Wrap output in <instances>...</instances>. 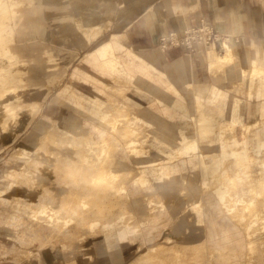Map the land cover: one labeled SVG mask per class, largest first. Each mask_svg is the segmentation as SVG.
Wrapping results in <instances>:
<instances>
[{"label": "crops", "instance_id": "crops-1", "mask_svg": "<svg viewBox=\"0 0 264 264\" xmlns=\"http://www.w3.org/2000/svg\"><path fill=\"white\" fill-rule=\"evenodd\" d=\"M48 1L52 3L59 2L56 7L61 10L72 8L69 0H33V2H35L34 4L39 6L40 10L41 34L38 30L32 33L27 31V38L21 40L17 39L15 50L18 49L20 54L35 63L33 65V72L28 78L31 82L29 87L33 89L34 92H30V90L27 91V88H25V90L20 93V104L12 108L15 112L9 110L11 107L8 108L7 111V107L13 104L12 97L8 98V101H4V104L1 106V109H3L5 113H10L12 115L14 113L21 114V116H8L6 119H23L18 125H16L15 121L10 120L5 130H2L0 127V154L2 152L8 153V151H11L12 147L14 148L17 146L19 141L25 139L20 145L22 144V146L26 148L25 150L30 152V160H34L36 163L34 161L32 162L40 169L39 175H30L27 177L31 185V190H35L36 188L35 191H37L40 188V192L37 195V199L40 203H35V201L31 202L32 206L37 207V213H29L28 216H31L32 219L27 220L32 223L31 228H33V232H30L31 234L25 235L22 238L16 239L15 244H21L22 242L26 243V241L32 243L36 238L40 239L43 245L50 241H56L57 239H62L64 241L72 236L70 230L73 228L82 229L83 232L79 237L83 236V234L92 236L95 233H100L102 226H104L106 229V233L103 234L104 237L100 236L91 239L89 245L86 244V246H88L86 247L87 249H82L79 242L74 243L71 248L69 247L68 249H64L63 245L59 242L44 249L42 251V257L45 264H124L127 259H125L121 247L117 246L113 251L106 247L107 237L115 235L114 225L118 222H129L133 219V222L139 226L147 225L154 222L158 216L162 215L164 217L167 216L166 219L168 222L178 217L185 219L187 224L185 228L191 229L192 233L196 234V239H189L192 233L186 234L184 239L175 241L173 243L174 246L187 248L194 244H199V246L208 247V226H206L208 220L207 209L202 206L198 209H193L186 205L183 206V200L193 199V196L189 194L192 193L194 180L198 177V175L193 173V168L191 166L193 159L192 152L193 150L195 151V147L189 149V156L177 158L172 161L169 166L163 167V170L154 168L157 166L154 160L148 163L143 160V163L151 165H146L144 167L148 169L146 175H138V177H136L133 174L136 170V164L130 156V147L128 143H121L119 149L115 148L116 146L112 147L111 139L107 140L105 138L103 141L110 142L109 147L90 144H49L41 140V143L36 144L35 137L48 135V131L52 130L48 127L50 123L46 119L53 118L52 115L54 113H56L58 119H62L63 116H71L70 112L64 108L54 110V107H50L52 105L51 99L62 87L64 80L66 81V79L69 78V74L73 71L78 61L81 60L84 55L95 52L108 41L118 44L121 51H125V54L130 51L135 57H138L156 72L163 75L169 83L177 88L185 87L186 89L198 90L204 94L207 100L209 95L211 96L213 91L216 90L219 92V99L218 101L211 100L213 103L217 102L222 105H232L238 100L242 103L244 107L243 110L247 104H251V106L255 104L257 111L255 119H257V121L261 120L263 117L262 103L264 102V97L250 98L247 95L248 87L243 86L241 80L246 72L256 71L257 67L261 69L262 75L264 76V0H257V2H253L252 0H93L92 2L97 4L104 13L105 18L101 19L99 23H101V25L106 23V27L102 32L96 34V31L100 29L98 24L87 26L82 13L79 15H71L70 23L74 24V27L71 29L70 26H68L67 31H62L67 35L64 39H69L71 45L58 42L56 40V38H58L56 35H61V33H55L53 30L54 27L50 29V25L47 22L49 20L47 19L49 11L43 9L50 6ZM92 2L89 4L81 2L73 5H79L80 9H90V7L94 5ZM23 14L25 18L26 14ZM202 21L213 23L215 27L223 33L233 34L232 38L229 37V46L234 53V65L236 64L238 67V69L236 68L237 70H235L236 77L227 73L229 69L212 68L211 61L216 62L219 57H224L219 56L213 48H209L203 54V60H206L208 65V73L213 77H215L217 73H224H222L223 75L220 77L221 81L216 79L214 82H205L199 81L205 77L203 72H205L206 69V65L199 58L201 55H187L179 48H164L161 46L162 38L167 36L169 32L177 31L181 33L188 27L199 25ZM45 24L47 26L46 34L43 26ZM21 26H23V23ZM110 35H113L111 40L101 43L92 50L99 41ZM81 40L85 41V44ZM252 42L259 43L254 45L253 51H251L250 48L251 44H253ZM246 49L249 50L248 55L251 56L250 65H247V61H245ZM45 52H51L56 57V63L46 64L45 59H43ZM128 60L130 61L131 59L128 58ZM121 71H128L125 65H121L120 72ZM223 76L224 79H222ZM49 77L58 78V84L52 89H50L47 84V79ZM217 77L218 76L215 78ZM127 80L134 82L135 77L128 75ZM226 80L232 83L231 87L233 90L245 91L248 101L246 100L245 102V100L240 97L231 98V90L221 86ZM251 82H253V79L249 78L248 84H251ZM36 86L38 88H36ZM65 87H67V85H65ZM130 87L131 89L128 90L127 93L124 89V94L126 93V95L122 98V103L134 106L142 116L140 117L138 113H134V115H132L133 119L139 120L143 118L158 127L160 126L158 120L163 118L160 113L170 115L169 118H172V126L178 119H185L184 116L178 115L179 113L173 110L174 105L172 106L173 111L171 113H164L159 106H156L157 104H153L158 102L159 104L163 103L169 105L167 101H161V99H166L165 95L162 97L158 96L157 101L154 99L151 100L149 97H152L153 94L152 96L150 94L147 96L139 92L135 85ZM181 93L184 95L183 91H181ZM213 98L214 97H210V99ZM217 98L218 97H216V99ZM106 102L109 103L112 102V100H107ZM116 102L120 103L118 101ZM32 105L36 106V110H34L33 113L35 114L37 111V115H31L32 118L35 116V119L27 126L26 119L30 116V112H32L30 110ZM123 107L126 108L125 106ZM166 107L168 106L164 108ZM225 107L228 109L227 106ZM155 108L158 109L156 112L154 111ZM124 110L130 114L129 111L126 109ZM227 112L229 111L225 113ZM187 113L188 115L191 114L190 112ZM77 114L76 118L78 119L104 121L112 120L114 115L112 112H103V110L100 112L90 110L87 113ZM226 118L233 119L232 116H226ZM56 132L59 134L57 129ZM173 134H180V132H176V127H172V135ZM227 135H229V133H227ZM259 135H261V132ZM86 140L91 141L90 137ZM99 141L101 142V140ZM34 144L35 147L31 150L30 148L33 147ZM249 145L251 144L249 143ZM50 146L55 148L52 149ZM206 147V144L201 143L200 151H206ZM18 149H16L15 152H17ZM43 150L47 151V153L44 152L45 154L41 156L40 152ZM137 150L140 151V149ZM109 151H115V153L109 154ZM14 153L11 157H13ZM26 157L28 159L27 155ZM179 159L183 160L178 162ZM14 163L17 162L15 161ZM44 167H47L46 171H43ZM80 168L87 169V173L90 172V176H85V180L88 179V183L90 184L89 188L86 190L78 187V189L84 192V194L81 195H86L88 192L90 194L89 197L96 196L100 199H107L104 201L105 204L109 201L113 202V204H115V209L120 211V214H118L116 218L109 220L105 217V220L96 222L89 221V223H80L75 219L65 220L66 213L64 212V207L61 209L62 205H64L65 192H74V190H76L75 187L72 188V184L75 186L78 181L77 179L79 177H84L82 174H79L78 170ZM45 173L49 175H45ZM57 174L59 175V179H61V184L54 186L53 184L58 179ZM40 175L42 177L39 184L36 183V180H39ZM102 175L101 184L103 187L92 186L93 182H97V179ZM199 176V183L201 185L207 182L202 179V167ZM69 183H71V185ZM160 184L162 186H160ZM102 194H106L107 196ZM49 197H51V201L47 200ZM79 197L74 196L70 204L74 206L75 201H77ZM18 199L23 200L24 197ZM197 199H207V193L200 195ZM175 200H179V202L178 205L173 206L174 203H172V201ZM11 210L10 224L13 223V220L17 222V217H19L16 215L17 211L15 208H11ZM222 211L224 212L225 209H222ZM194 212H197L200 217V222L198 223H193L192 219L189 218V215L192 216L196 214ZM143 214H150V217L146 220H141L139 217ZM35 216H39L40 220L34 219L33 217ZM42 226H47L50 232H41L38 227ZM201 227L204 228L203 235L200 233ZM197 230L198 233L196 232ZM120 236L121 238L124 237L123 232ZM118 239L119 234L117 241ZM157 245L163 247L161 244ZM150 248L151 247L148 249ZM86 250L92 251L91 253L94 257L92 261L87 260L85 256ZM32 254L33 252L29 255L30 258ZM113 254L118 255V258H122L119 260L120 262H114ZM241 255L242 254L238 252V258L232 259V264H235L236 261H239V264H245V260H242L243 258ZM33 260L34 259H30L29 261L33 262ZM258 264H264V260Z\"/></svg>", "mask_w": 264, "mask_h": 264}, {"label": "rangeland", "instance_id": "rangeland-1", "mask_svg": "<svg viewBox=\"0 0 264 264\" xmlns=\"http://www.w3.org/2000/svg\"><path fill=\"white\" fill-rule=\"evenodd\" d=\"M92 1L93 0H69L72 8L63 10L56 7L59 2L52 3L48 1L50 6L43 9L49 11V16L47 18L49 20L47 22L50 25V29L54 27L53 30L55 31V33H61V35H56V37H58L56 38L58 42L70 44L69 39H64L65 37H67V35L63 32L67 31L68 26H70L71 29L74 27V24L70 23V16L76 14L79 15L82 13L79 5L73 4H78L81 2H86L89 4ZM252 1L257 2V0ZM21 3L23 4L20 5ZM34 3L35 2H33V0H0V67L3 66L2 68L7 69V65L10 64L11 58L8 57L5 53V48H7L8 53L14 56L20 63V66L18 68L20 71H18L17 68L13 67L15 69L14 79L22 80L23 83L17 92H9L0 100V127L2 130H5L8 127L10 120L15 121L16 125H18L20 122H22L23 119H6V117L8 116H21V114L14 113L12 115L10 113L3 112V109H1V106L4 104L3 102L8 101V98L10 97H19L21 99L20 93H22L25 88H27V91L30 90V92H34L33 89H30L29 87L31 82L28 78L33 72V65L35 63L34 61L32 62V60L20 54L18 49L15 50V43L17 39L21 40L27 38V31L32 33L37 32L38 30L41 34L40 10L39 6L35 5ZM92 4L94 3L92 2ZM89 10L91 13L89 12ZM73 11L75 12V14ZM84 11L85 15H82L83 18L85 20H89L87 22L84 20L85 24L87 26H94L98 24L100 29L96 31V34L102 32L106 27V23H103L102 25L101 23H99L101 19L105 18L104 13L103 11H101L100 7L97 4H94L92 7H90V9L84 8ZM23 13L26 14L25 18L23 17ZM22 23L23 26H21ZM211 24L215 27L213 23ZM43 26L46 34L47 26L46 24ZM215 29L219 31L216 27ZM184 31H182L181 33H178L177 31L171 32L182 34ZM219 32L221 33V31ZM226 34L228 35V37L232 38L233 34ZM113 35L103 38L92 48V50L101 43L107 40H111ZM255 44L259 43L254 42L253 44H251V51H253V47ZM168 47L179 48L183 50L181 47ZM183 51L187 55L189 54L185 50ZM248 51L249 50L246 49L245 61H247V65H250L251 56L248 55ZM92 53L93 56L96 57V60L93 61L94 63H86L87 55H84L81 60L78 61L77 65L74 66L73 71H71V73L69 74V78L66 79V81L64 80V84L62 85V87L58 90V92L56 91L57 94L51 99L52 105L50 107H54V110H57L58 108H64L70 112L71 116H63L62 119H58L56 113H54L52 115L53 118L46 119L50 123V125L47 126L55 131L57 129V131H59V134L58 136L49 135L52 131L49 130L48 135L35 137L36 144L43 141L49 144L59 145L90 144L96 146L100 145L101 147H109L110 142H104L103 139L105 138L107 140H110L111 138L115 137L117 138V144L115 145V148L117 149L121 147V143H128L130 147V156L136 164V170L133 173L136 177H138V175H146L148 169L144 167L146 165H151L143 163V160L146 163L154 160L157 164V166H155L154 168L163 170V167L169 166L170 163L177 158L189 156V149H193L195 147V151L193 150L192 152V164H190L193 168V173L195 175H198V177L196 178V180H194L195 182L193 183L192 193L189 194L190 196H193V199L183 200V206L186 205L192 207L193 209H198L200 206L206 208L208 213V218L206 217L208 219L206 222V226H208L210 222L209 216H212L214 219L213 228L216 232L219 233L220 236L222 235L224 227L227 226L231 229V234L235 235L237 239L239 238L241 240L243 238V246L239 247V249H224L223 247L213 246V243L209 241L211 246H208L209 248L204 247L206 249L202 250L204 251V255L207 256L206 264H232V259L238 258V252L242 254L241 257L243 258L242 260H245V264H248L249 257L247 252L249 240L250 237L257 236L258 231L251 230V233L247 231L242 221H235V219L232 218L231 211L236 209L240 205L241 210L246 211L247 207L245 203L249 205L250 209L261 208V198L257 197V195L263 193H256V191H252V184L250 181H248L249 179L247 177L239 178L240 183H245L244 190L239 189L235 185L231 187V175L227 173L230 170L228 166L230 164H233L234 162H241L244 165H249L251 163L256 164L257 162H260L261 165L264 166V117H262L261 120H258L256 124L254 119L248 118L249 112L252 109L251 104H247L245 109L243 110L244 107L242 106V103L236 100V102H234L232 105H222L220 103L214 102L212 103L213 105L209 107V109H203L205 107L203 106V104L196 105V108L203 109V111L200 113L202 116H206L208 114L210 118L200 119L199 121L194 120L192 123H189L190 120L187 119V116H189L187 112L190 111L188 110V108L184 110V107L181 108L182 111H179L178 115L184 116L186 120L178 119L173 123V126L172 118H169V114L160 113L163 118L161 120L157 119L160 122L159 127L157 125L149 123L143 118L135 120L132 118V115H134V113H138V115L142 117L139 111H137L134 106L122 103V98L126 95L127 91L131 89L130 86L135 85L136 89L139 92L147 96L148 94H150L151 96L153 94V96L149 97V99H154L156 101L158 99V96L162 97L166 95V90L160 87L149 89L145 88L144 79H142L138 74L135 73L134 65L132 64V62H134L133 59L135 58V55H133L130 51L125 54V51H121L118 44L108 41ZM45 54H48L50 57L56 59V57L51 52H45ZM217 54L219 56H223L225 53L223 54L217 52ZM127 57L131 60L129 61ZM199 58L206 65L205 72H203L205 77L200 79L199 81L214 82V80L216 79L220 80V77L224 72L217 73V78H215L216 76L213 77L210 73H208V65L206 63V60H203V55H201ZM95 62L98 68H96ZM103 63H107L108 71H110L109 69H113L116 73L113 72V74L110 75L109 72L103 69ZM121 65H125V68H127L128 71L120 72ZM128 75H132L135 77L134 82H130L127 80ZM231 84L232 83L230 81L226 80V82L221 86L231 90V98L240 97L246 102V92L237 91L236 89L233 90ZM65 85H67V87H65ZM36 88L38 87L36 86ZM124 89L126 90L125 94ZM218 94L219 92L214 90L211 96L209 95L208 100L218 101ZM97 96H101L102 98L103 107L100 110H103V112L107 111L114 113L112 111L113 109L118 107L124 108L123 106L126 107L124 109L129 111L130 117L125 122V126L128 128L127 134L125 133L126 130H123L126 135L123 134L121 130H113L109 128L107 125L108 120H87L76 118V116L78 115L77 113H87L90 110H94L96 108L95 103L92 100ZM210 97L214 98L210 99ZM216 97L218 98L216 99ZM107 100H112V102L108 103L106 102ZM116 101L120 103H117ZM153 104H157L156 106H159L162 111L165 109V106H168V104H159L158 102H155ZM100 106L98 104L97 107L99 108ZM225 106H227L228 109H226ZM262 106L264 108V102L262 103ZM226 111L229 112L225 113ZM181 112H183L184 114ZM217 112H221L220 118ZM33 115L36 116L37 111ZM226 116H232L233 119H228L226 118ZM262 116H264V111ZM34 117L32 118L31 115L28 116V118L26 119L27 126H29L30 123L33 122V120L35 119ZM172 127H176V132H180V134L172 135ZM101 129L104 131H102ZM260 132L261 135H259ZM227 133H229V135H227ZM51 137L62 138L65 140V142H61L59 138L54 141L53 139H51ZM89 137L91 141L86 140ZM23 140L25 139L19 141L16 147H12L11 151L7 150L8 153L2 152L0 154V264H45L42 257V251L49 246L55 245L56 242L62 244L64 249H68L69 247L71 248V246L76 242L80 243L82 249H87L86 247L88 246H86V244L89 245V241L91 239L100 236L104 237L103 234L106 233V229L104 226H102V230L100 233H95L92 236L83 234V236L79 237V235H81V233L83 232L82 229L73 228L70 230L72 236L64 241L62 239H57L56 241H50L49 243L43 245L41 240L36 238L32 243L26 241V243L22 242L21 244H15L16 239L22 238L25 235L31 234L30 232H33V228H31L32 223L28 222L27 220L32 219L31 216H28L29 213H37V207L32 206L31 202L35 201V203H40V201L37 199L40 188L37 191H35L36 188L35 190H31V185L29 184V180L27 178L30 175H39L40 169L39 167H36V165L32 162L34 160H30V152H27V150H25L26 148L22 146V144L20 145V143L24 142ZM99 140H101V142ZM201 143L207 145L206 151H200ZM249 143L251 145H249ZM34 147L35 144L30 149L32 150ZM51 148L54 149L55 147ZM16 149H18L17 152H15ZM137 149H140V151H138ZM44 152L47 153V151L44 150L40 152L41 156L45 154ZM13 153L14 155L13 157H11ZM108 153H115V151H109ZM26 155L28 156V159ZM182 160L183 159H179L178 162H181ZM15 161L17 163H14ZM201 167L203 168L202 179L207 181L202 185L199 183V174ZM46 169L47 167H44L43 171H46ZM78 171L79 174L83 173V171L80 169ZM255 172L258 174L257 177L261 178L264 173L263 167H261L260 169L255 168ZM45 175L49 174L45 173ZM86 175L90 176V172H88ZM57 176L58 179L53 184L54 186L61 184V179H59L58 174ZM41 177L42 176L40 175L39 180H36V183L40 184ZM257 177H254L250 180H256ZM85 179V176L79 177L75 186H73L72 184V188L75 187L76 190H74V192H65L64 205H62L61 209H63L64 207V212L66 213L65 220L67 221L69 219H75L74 216L69 215L72 208H75V206H72L70 203L73 201L75 195L77 197L83 196L81 194H84V192L78 189V187L79 185L86 186L85 182H83L86 181ZM69 184L71 185V183ZM160 186L162 185L160 184ZM204 193H207V199H197ZM88 194L89 193L87 192L86 195L89 196ZM23 197V200L18 199H22ZM251 199L254 200L252 201ZM47 200L51 201V197H49ZM101 200L104 203V201H106L107 199ZM178 202L179 200L172 201V203H174L173 206L178 205ZM11 208H15L17 211L16 215L19 216L17 217V222L13 220L12 224H10V215L12 214ZM222 209H225V211L223 212ZM113 210L115 211L116 209ZM194 213L196 214L192 216L189 215V218L192 219L193 223L200 222L199 215L197 214V212ZM166 217L167 216L164 217L160 215L155 219L154 222L142 226L135 224L133 222L134 219L130 220L129 222H118L114 225L115 235L107 237L106 247L112 251L117 246L121 247L123 249L122 251L125 255V259H127L126 263L124 264H193L198 260V256L193 254L194 250L164 253L161 258L148 257L152 252L156 251L158 247H160L157 244H161L163 248H170L174 246L173 243L175 241H180L184 239L186 234L192 233L191 229L185 228L184 230V228L181 226V217H178L171 222H168ZM243 217L244 215H240V218ZM33 218L38 221L40 220L39 216H35ZM223 219L226 220L223 221ZM223 222L225 224H222ZM38 228L43 233L50 232L47 226ZM200 231V233H202L203 235L204 228L201 227ZM122 232L124 234L123 238H121L120 236ZM196 232L198 233V230ZM118 234L119 239L117 241ZM165 244L170 246H167ZM257 246H260V244H257ZM149 247L151 248L148 249ZM260 251V248L255 251V254L251 258L253 260L249 264H258L264 260V255L262 253L259 254ZM32 252L33 254L31 256L33 258H30L29 255ZM91 252V250L85 251V256L87 257L88 261H92L94 258ZM116 254H113V260L114 262H120L119 260H121L122 258H118V255ZM30 259H34L33 262H30ZM235 264H239V261H236Z\"/></svg>", "mask_w": 264, "mask_h": 264}, {"label": "bare ground", "instance_id": "bare-ground-1", "mask_svg": "<svg viewBox=\"0 0 264 264\" xmlns=\"http://www.w3.org/2000/svg\"><path fill=\"white\" fill-rule=\"evenodd\" d=\"M22 4L23 3H21L20 5H22ZM81 10H82V13H84L82 15H85L84 8H81ZM85 21L87 22L89 20H85ZM205 22H207V21H205ZM221 33H223V32H221ZM165 38H166V36L163 37L161 40V46L164 48L167 47L166 46L167 43L164 40ZM78 41H80V40H78ZM81 41L84 42V44H85V41H83V40H81ZM229 45L230 44L228 42L224 46L225 47V52H224L225 54L223 55L224 57H219L218 60L216 59L217 60L216 62L211 61V66L213 69H224V68L229 69V72H227V73L236 77L235 76V74H236L235 70H237L238 67L236 66V64L234 65V53L230 49ZM209 48L210 49L213 48V50H214L213 46H210ZM205 52H203L202 54H204ZM5 53L8 57L11 58V60H10V64L7 65V69L2 68L3 66L0 67V100L4 97V95H6L9 92H12V93L17 92L18 89L20 88V86L23 84L22 80L14 79L15 69L13 67L17 68V70L20 71L18 69L20 66V63L16 60V58L14 56H12L11 54L8 53L7 48H5ZM43 59H45L46 64H47V62L49 64L54 63V62L56 63V59L50 57L48 54H45ZM94 60H96V57L93 56V53L87 54L86 63H88V64L91 62L94 63L93 62ZM133 60H134V62H132V64L134 65L135 73L138 74L142 79H144L145 88L149 89V88L160 87V88L166 90V93H165L166 99H161V101H167L169 103V105H168V107H166L163 110L164 113H171L173 110H175L176 112H179V110H181V108L184 107L185 108L184 110H186V108H188V110L191 113L189 116H187L188 120H190L189 123H192L194 120L199 121L200 119H209L210 118L208 114L206 116H202L200 114L203 111V109H209V107L213 105L212 104L213 102L211 100H207L204 97V94L202 92H200L198 90H194V89H186L185 87L177 88V87L173 86L171 83H169V81H167L163 75L156 72L152 67H150L148 64H146L145 62L140 60L138 57H135ZM95 64H96V62H95ZM102 67L107 72H109L110 75H112L113 72H115L113 69L112 70L109 69L110 71L107 70V67H108L107 63L106 64L103 63ZM96 68H98L97 64H96ZM111 77H113V76H111ZM249 78L253 79V82H251V84H248ZM222 79H224V76ZM47 82H48L47 84L49 85L50 89H52L54 86H56L58 84V78L49 77L47 79ZM241 84L243 86L248 87L247 95L250 98H256V97L264 96V76L262 75V71L259 67H257L256 71L246 72L243 79L241 80ZM99 85H100V82H99ZM181 91H183L184 95L181 93ZM12 100H13V104H10L7 107V111H8V108H10V107L11 108L9 110L14 111V109H12V108L15 105H19L18 104L19 100H20L19 97L12 98ZM92 101L95 103V106H96V108L93 111L100 112L101 111L100 109L103 107V105H102L103 101H102L101 96H97ZM98 104H99V106L101 104V106L99 108L97 107ZM198 104L199 105L203 104V106H205V107L203 109L202 108L198 109V108H196L197 107L196 105H198ZM173 105H174V107L172 110ZM35 107L36 106H33V105L30 107V110L32 111V112H30V115L34 114L33 111L36 110ZM157 110L158 109H156V108L154 109L155 112ZM112 111L114 112V116H113L112 120H108V122H107L108 127L113 129V130H121L123 134H125V133L127 134L128 128L125 126V122L130 117L129 114L123 108H120V107L115 108ZM262 111H264L263 106H262ZM192 112H193V114H192ZM252 113H254V114H252ZM256 113H257L256 105L253 104L252 109L249 112V118L254 119L255 123L257 124L258 121H257V119H255ZM217 114H219V118H220L221 112H217ZM215 120H218V119H215ZM123 130H126V132L124 133ZM50 135L58 136V133L56 131H51ZM57 138H59V137H51V139H53L54 141ZM59 139L61 142H65L64 139H62V138H59ZM111 141H112V143H111L112 147H114L117 144V138H115V137L111 138ZM228 167L230 170L227 174L231 175V187H233V185H235L239 189L244 190L245 183H240L239 178L247 177L249 179L248 181H250L252 184L251 185L252 191H256V193H261V192L263 193V194L257 195V197L261 198V201H260V207L261 208H251L250 209L249 205L247 203H245V205L247 207L246 211L241 210V205L238 206L236 209L231 211L232 218H234L235 221L236 220L239 222L242 221V223H243V225L247 231H249L250 233H251V230L252 231H254V230L258 231V235L254 236V237H250V240H249V246H248L247 254H248L249 263H250L253 260L251 258L253 257V255L255 254V251L258 248L261 249L259 254L262 253L264 255V173H263V176L261 178H259V177H257L258 174L255 172V168L260 169L261 167H263V172H264V166L261 165L260 162H257L256 164L251 163L249 165H244L241 162H237V163L234 162L233 164H230ZM80 170L83 171L82 176H87L86 175L87 169L80 168ZM254 177H257L256 180H250ZM102 178H103V175L97 179V182H95V183L93 182L92 186L103 187L101 184ZM85 185L86 186L80 185L79 187L87 190V188H89V186H90V184L88 183V179L86 180ZM96 191H98V190H96ZM88 195H90V194H88ZM93 199H94V201H93ZM251 200L253 201L254 199H251ZM74 206H75V208L74 207L72 208L69 215L74 216L75 220L79 221L80 223H89V221L96 222V221H100V220H105V217H107V219H109V220H112V219L116 218V216L118 214H120V211H117V210L114 211L113 210V209H115V204H113V202L109 201L107 204H105V203H103V201L99 197H96V196L89 197L87 195H83V196L79 197L77 199V201H75ZM240 215H244V217L240 218ZM108 217H110V218H108ZM149 217H150V214H143L139 218L141 220H146ZM213 220H214L213 217L209 216L210 222H209L208 228H207L208 242L210 241L213 243V246L223 247L224 249L225 248H233V249L238 248L239 249V247L243 246V238L241 240L239 238L237 239V237L235 235L231 234L232 233L231 229L227 226L224 227V229L222 231V235L220 236L219 233L216 232L215 229L213 228V226H214ZM225 220L226 219H223V221H225ZM222 224H225V223L223 222ZM181 226L183 228H185L187 226L186 221L183 218H182ZM189 239H196V234L192 233V235ZM210 242H209V246H211ZM257 244H260V246H257ZM204 247L205 246H201V245L199 246V244H194V245L189 246L187 248L178 247V246H173L170 248L158 247V249L156 251L152 252L148 257H150V258H155V257L161 258V256L164 253H170V252L175 253V251L184 252V251H188V250H194L193 254L198 256V260L195 261L193 264H206L207 256H205L204 251H202V250L206 249ZM207 248H209V247H207ZM196 249H197V251H196ZM216 257H218V256H216ZM151 264H153V263H151Z\"/></svg>", "mask_w": 264, "mask_h": 264}, {"label": "built area", "instance_id": "built-area-1", "mask_svg": "<svg viewBox=\"0 0 264 264\" xmlns=\"http://www.w3.org/2000/svg\"><path fill=\"white\" fill-rule=\"evenodd\" d=\"M164 40L167 47H181L189 54L203 55L210 46L224 54V46L229 42V37L217 31L211 23L203 21L200 25L187 28L182 34L171 32Z\"/></svg>", "mask_w": 264, "mask_h": 264}]
</instances>
